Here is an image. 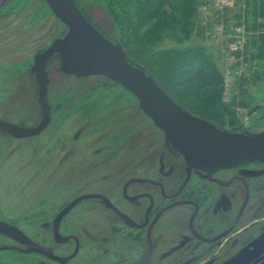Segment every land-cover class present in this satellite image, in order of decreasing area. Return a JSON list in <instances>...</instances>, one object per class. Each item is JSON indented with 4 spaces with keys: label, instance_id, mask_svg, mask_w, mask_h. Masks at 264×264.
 I'll list each match as a JSON object with an SVG mask.
<instances>
[{
    "label": "rangeland",
    "instance_id": "1",
    "mask_svg": "<svg viewBox=\"0 0 264 264\" xmlns=\"http://www.w3.org/2000/svg\"><path fill=\"white\" fill-rule=\"evenodd\" d=\"M77 3L94 28L122 49L102 0ZM239 6L228 10L231 21ZM198 32L180 43L166 39L159 49L204 48L223 82L227 42ZM66 33L43 1L0 0V221L28 239L22 245L0 235V264H57L54 258L60 256L68 264H176L183 258L172 256L170 246L176 233H185L188 210L163 214L151 232V249L144 234L125 227L130 210H108L122 201L120 187L126 179L155 177L154 153L169 148L137 100L103 77L64 75L54 57L45 66L48 84L44 104L39 102L35 76L29 75L34 58ZM245 56V71L227 101L223 84L221 88V103L236 104L235 124L225 117L218 127L264 133V59ZM84 196L90 197L73 205L58 224L57 233L67 241L54 243V217ZM27 249L33 251L23 253Z\"/></svg>",
    "mask_w": 264,
    "mask_h": 264
},
{
    "label": "flooded vegetation",
    "instance_id": "2",
    "mask_svg": "<svg viewBox=\"0 0 264 264\" xmlns=\"http://www.w3.org/2000/svg\"><path fill=\"white\" fill-rule=\"evenodd\" d=\"M232 132L245 131L239 128ZM163 151L154 153L155 177H133L122 183L119 205L105 196L111 203L108 210H130L125 227L144 234L150 249L151 232L168 210L189 211L185 233H176L170 246L175 249L172 256L183 258L176 264H227L264 236V163L206 173L189 170L171 147ZM133 188L140 192H133ZM237 264H264V242Z\"/></svg>",
    "mask_w": 264,
    "mask_h": 264
},
{
    "label": "water",
    "instance_id": "3",
    "mask_svg": "<svg viewBox=\"0 0 264 264\" xmlns=\"http://www.w3.org/2000/svg\"><path fill=\"white\" fill-rule=\"evenodd\" d=\"M41 1L66 27L67 33L34 58V66L29 75L35 76L40 103L44 104L43 93L48 84L45 66L56 57L59 60V71L64 75L75 79L103 77L126 90L137 100L139 110L162 131L165 145L181 155L189 170L211 173L244 163H264V133L227 131L192 116L171 100L143 68L133 65L120 46L110 42L88 23L74 0ZM86 197L90 196L74 200L57 214L52 223L55 243L63 244L67 241L57 233L58 224L73 205ZM0 235L22 245L28 244V239L20 230L1 221ZM262 242L264 236L227 264L241 262ZM32 251L27 249L23 253ZM54 260L66 264L68 258L55 257Z\"/></svg>",
    "mask_w": 264,
    "mask_h": 264
},
{
    "label": "trees",
    "instance_id": "4",
    "mask_svg": "<svg viewBox=\"0 0 264 264\" xmlns=\"http://www.w3.org/2000/svg\"><path fill=\"white\" fill-rule=\"evenodd\" d=\"M102 2L113 19L118 40L128 60L143 68L171 100L186 112L216 126H220L225 117H228L225 120L230 124H235L232 106L236 104L221 103L222 74L213 57L204 48L159 49L166 39L172 38L180 43L188 40L193 30L197 34L198 30H202L197 12L200 0ZM74 3L82 13L77 0ZM237 3L240 8L233 18L238 20L243 12L249 30L264 31V0H240ZM83 16L95 27L85 14ZM226 19H231L228 11ZM245 55V59L250 61L264 59V33L250 38ZM239 105L245 106L242 102Z\"/></svg>",
    "mask_w": 264,
    "mask_h": 264
},
{
    "label": "built area",
    "instance_id": "5",
    "mask_svg": "<svg viewBox=\"0 0 264 264\" xmlns=\"http://www.w3.org/2000/svg\"><path fill=\"white\" fill-rule=\"evenodd\" d=\"M235 3V0H200L197 8L198 23L205 36L227 42V64L222 82L225 101L234 94L237 86L236 79L241 77L245 71L246 64L243 56L248 48L250 38L256 37L259 33H264V31L259 30H249L243 12L238 20L229 21L226 19V12ZM262 23L264 24V19Z\"/></svg>",
    "mask_w": 264,
    "mask_h": 264
},
{
    "label": "crops",
    "instance_id": "6",
    "mask_svg": "<svg viewBox=\"0 0 264 264\" xmlns=\"http://www.w3.org/2000/svg\"><path fill=\"white\" fill-rule=\"evenodd\" d=\"M228 20H229V19H228ZM230 20H231V19H230ZM230 20H229V21H230Z\"/></svg>",
    "mask_w": 264,
    "mask_h": 264
}]
</instances>
